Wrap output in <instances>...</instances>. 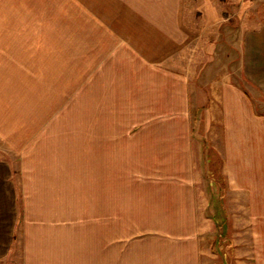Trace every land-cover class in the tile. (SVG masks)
I'll use <instances>...</instances> for the list:
<instances>
[{
    "label": "crops",
    "instance_id": "0c3cea01",
    "mask_svg": "<svg viewBox=\"0 0 264 264\" xmlns=\"http://www.w3.org/2000/svg\"><path fill=\"white\" fill-rule=\"evenodd\" d=\"M0 3L12 4L8 13L0 12V20L7 16V29L20 30L19 49L33 60L44 58L60 106L77 99V124L94 115L99 176L92 202L19 204L14 167L0 156V264H206L189 166L187 80L165 71L189 43L184 0ZM242 61L246 78L264 95V21L245 33ZM223 100V175L228 191L250 199L253 264H264V116L238 88L227 87ZM231 100L237 101V118L229 115ZM130 115L144 117L138 130L130 129L129 120L124 123ZM58 133L69 138L65 126ZM0 136L9 148L23 149L1 127ZM139 138H145L137 147L141 156L150 138L166 150L180 140L184 160L169 158L174 167L169 175L132 176L130 186L119 188L117 177L102 175V168L112 174L123 162L124 152L118 151L123 147L131 162L127 156ZM77 190L72 194L87 195Z\"/></svg>",
    "mask_w": 264,
    "mask_h": 264
},
{
    "label": "rangeland",
    "instance_id": "374dc122",
    "mask_svg": "<svg viewBox=\"0 0 264 264\" xmlns=\"http://www.w3.org/2000/svg\"><path fill=\"white\" fill-rule=\"evenodd\" d=\"M11 7L12 4L0 3V12L8 13ZM183 14V28L189 33V43L170 60L165 71L187 80L183 87L188 95L189 166L197 190L203 261L253 264L251 202L246 195L228 191L223 175L221 130L227 113L223 106L227 87L238 88L253 111L264 116V95L246 78L242 63L244 35L263 23L264 0H184ZM2 17L0 127L15 136L23 149L17 152L9 148L0 136V156L14 167L17 202H92L90 193L99 179L94 162V115L85 116L86 123L77 124V99H66L64 106H60L62 100L55 98L60 94L52 77L49 80L44 58L33 60L29 52L20 50L19 42L16 43L21 39L20 30L7 29V16ZM67 87L69 91L70 85ZM222 87L226 88L222 90ZM236 103V100L230 101V117L240 115ZM60 112L64 115L60 116ZM142 118L130 115L124 123L129 120L130 129L135 130ZM166 122L161 120L160 124ZM59 126H65L69 138L60 136ZM139 139L132 141L133 154L129 151L130 157L127 156L131 162H126L124 155L128 148L123 147L118 149L122 155L124 152L123 157L119 153L122 164L112 167V174L102 168V175L117 177L119 188L130 186L132 176L169 175L168 171L172 172L174 167L167 160L174 157L181 159L180 162L184 160L180 140L172 141L176 147L167 149L172 152L169 155L163 144L150 138L141 156L137 154L141 148L137 147L145 143V138ZM183 164L187 166L186 162ZM125 166L129 168L126 172ZM127 176L130 177L127 179ZM77 189H84L87 195H73ZM241 224L244 228L239 227Z\"/></svg>",
    "mask_w": 264,
    "mask_h": 264
}]
</instances>
